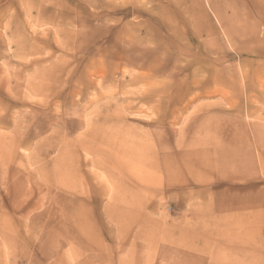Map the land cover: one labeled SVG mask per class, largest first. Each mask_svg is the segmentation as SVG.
<instances>
[{
    "label": "rangeland",
    "instance_id": "1",
    "mask_svg": "<svg viewBox=\"0 0 264 264\" xmlns=\"http://www.w3.org/2000/svg\"><path fill=\"white\" fill-rule=\"evenodd\" d=\"M0 264H264V0H0Z\"/></svg>",
    "mask_w": 264,
    "mask_h": 264
}]
</instances>
